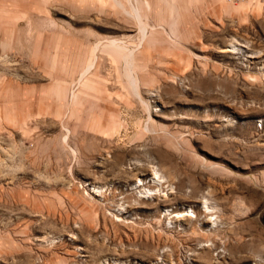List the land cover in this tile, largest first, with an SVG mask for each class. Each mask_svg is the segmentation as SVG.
<instances>
[{
	"label": "rangeland",
	"instance_id": "374dc122",
	"mask_svg": "<svg viewBox=\"0 0 264 264\" xmlns=\"http://www.w3.org/2000/svg\"><path fill=\"white\" fill-rule=\"evenodd\" d=\"M0 264H264V0H0Z\"/></svg>",
	"mask_w": 264,
	"mask_h": 264
},
{
	"label": "bare ground",
	"instance_id": "6f19581e",
	"mask_svg": "<svg viewBox=\"0 0 264 264\" xmlns=\"http://www.w3.org/2000/svg\"><path fill=\"white\" fill-rule=\"evenodd\" d=\"M230 48H232V49H234V50H237V48L234 47V45L230 46ZM154 179H157V181H160V180L163 179L162 175H160V172H158L156 169L153 170V175H152V179H151V181L154 180ZM154 181H155V180H154ZM147 192H148V191H147ZM150 192H151V190H150ZM148 193H149V192H148ZM150 195H151V194H150Z\"/></svg>",
	"mask_w": 264,
	"mask_h": 264
}]
</instances>
